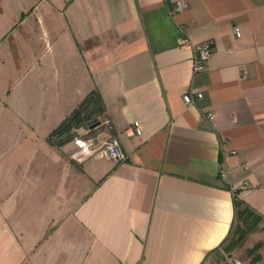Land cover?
<instances>
[{
    "label": "crops",
    "instance_id": "1",
    "mask_svg": "<svg viewBox=\"0 0 264 264\" xmlns=\"http://www.w3.org/2000/svg\"><path fill=\"white\" fill-rule=\"evenodd\" d=\"M186 1L0 0V93L49 91L0 108V264H264V0ZM92 93L125 161L50 141Z\"/></svg>",
    "mask_w": 264,
    "mask_h": 264
},
{
    "label": "built area",
    "instance_id": "2",
    "mask_svg": "<svg viewBox=\"0 0 264 264\" xmlns=\"http://www.w3.org/2000/svg\"><path fill=\"white\" fill-rule=\"evenodd\" d=\"M186 0H173V3L169 7V13L171 16H174L177 12L183 10L187 6ZM181 30V35L179 36V42L181 44H188L189 36L187 34V30L184 26L179 25ZM236 33L241 32L240 26L235 27ZM213 44L210 40H204L200 43L193 45V70L194 72H198L203 69L209 58L213 53ZM203 95L202 91H188L185 94V100L188 103H194L197 97H201ZM205 116L211 120L214 118L215 114L213 111L209 110L205 113ZM104 123H110L109 119H104ZM133 126L135 132L140 134L142 132V128L139 120H134ZM76 148L71 153V157L76 161L82 162L89 156H102L112 158L118 162L125 161L127 159V153L122 148L120 140L117 136H110L105 138L102 136L101 132L96 135L84 137V136H76L74 138ZM220 174L223 177H227L229 175V169L227 166H222L220 168ZM245 185H248V181L246 180ZM235 264H244V262L236 258L234 260Z\"/></svg>",
    "mask_w": 264,
    "mask_h": 264
},
{
    "label": "rangeland",
    "instance_id": "3",
    "mask_svg": "<svg viewBox=\"0 0 264 264\" xmlns=\"http://www.w3.org/2000/svg\"><path fill=\"white\" fill-rule=\"evenodd\" d=\"M49 95V91H43V89H37V90H32L31 86L30 87H26L24 85H16L13 81L12 84H6L4 91H2V93H0V108L7 106L6 108H3V110H6L8 112L9 115L11 114H15L23 109H28L30 111H33V102L32 101H36L37 99H43L48 97ZM20 98L24 99L26 101V99H29L31 101L30 105L31 107H26V108H22L19 105V101L18 100ZM19 106H18V105ZM35 110V114L37 111V108H34ZM41 110H43V107L41 108ZM46 110H50L49 107L46 108ZM49 113V112H48ZM47 113V114H48ZM91 114V123H88L87 125H85V133H83V136L85 137H89V136H93L96 135L100 132L101 128L100 124H97L98 120H100V114L97 112H93L90 113ZM96 119V120H94ZM26 131H28L30 133V136L32 137L33 134L31 132V129H27ZM4 141H6V139H4ZM12 141V139H10V142ZM249 220H253L254 219V215H250ZM245 221V222H244ZM250 226V222L246 220H243L242 218L238 217L236 219V224H235V228L234 229H239V227L241 228H245L247 230V228H249ZM241 232V231H240ZM240 247L242 248L243 252L245 251V247L244 244L241 242Z\"/></svg>",
    "mask_w": 264,
    "mask_h": 264
},
{
    "label": "trees",
    "instance_id": "4",
    "mask_svg": "<svg viewBox=\"0 0 264 264\" xmlns=\"http://www.w3.org/2000/svg\"><path fill=\"white\" fill-rule=\"evenodd\" d=\"M95 95V93L88 95L73 111V113L60 126H58L50 133L49 138L52 143L61 145L64 142L71 140L72 138H74V134L72 132L73 128L79 127L86 121H88L89 123L92 122L90 113L99 110V108L96 106L97 98ZM60 135H64V137L60 138ZM234 204L237 214H244L248 210L245 206H243V201L237 196V191L235 190Z\"/></svg>",
    "mask_w": 264,
    "mask_h": 264
},
{
    "label": "water",
    "instance_id": "5",
    "mask_svg": "<svg viewBox=\"0 0 264 264\" xmlns=\"http://www.w3.org/2000/svg\"><path fill=\"white\" fill-rule=\"evenodd\" d=\"M101 123V120H98L97 124H100Z\"/></svg>",
    "mask_w": 264,
    "mask_h": 264
}]
</instances>
